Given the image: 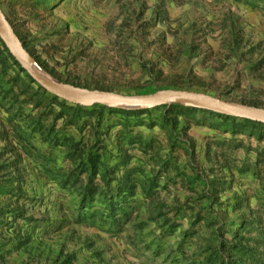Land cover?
Segmentation results:
<instances>
[{
  "label": "rangeland",
  "instance_id": "rangeland-1",
  "mask_svg": "<svg viewBox=\"0 0 264 264\" xmlns=\"http://www.w3.org/2000/svg\"><path fill=\"white\" fill-rule=\"evenodd\" d=\"M0 7L62 83L264 110V0ZM96 104L48 92L0 37V264H264V123Z\"/></svg>",
  "mask_w": 264,
  "mask_h": 264
},
{
  "label": "water",
  "instance_id": "water-1",
  "mask_svg": "<svg viewBox=\"0 0 264 264\" xmlns=\"http://www.w3.org/2000/svg\"><path fill=\"white\" fill-rule=\"evenodd\" d=\"M0 37L12 56L37 83L48 92L72 103H79L82 105H94L100 103L120 106L127 109H147L180 102L211 108L236 118L249 119L255 122L264 123V110L250 108L242 104L198 91L167 90L148 94H121L113 91L90 89L62 83L52 77L48 72L39 68L30 60V58L26 57L16 46H14L10 37L14 40H17V38L12 32L11 26L1 7ZM19 47L24 51L20 44Z\"/></svg>",
  "mask_w": 264,
  "mask_h": 264
},
{
  "label": "bare ground",
  "instance_id": "bare-ground-1",
  "mask_svg": "<svg viewBox=\"0 0 264 264\" xmlns=\"http://www.w3.org/2000/svg\"><path fill=\"white\" fill-rule=\"evenodd\" d=\"M11 38V40H12V42H13V44H14V46H16L24 55H25V53L20 49V47H19V45L16 43V41L12 38V37H10ZM26 56V55H25ZM27 57V56H26ZM29 58V57H28ZM31 60V59H30ZM32 61V60H31ZM33 62V61H32Z\"/></svg>",
  "mask_w": 264,
  "mask_h": 264
},
{
  "label": "trees",
  "instance_id": "trees-1",
  "mask_svg": "<svg viewBox=\"0 0 264 264\" xmlns=\"http://www.w3.org/2000/svg\"><path fill=\"white\" fill-rule=\"evenodd\" d=\"M93 107H95V106H97V104H94V105H92ZM166 106V105H165ZM138 110V109H137ZM145 110H148V109H143V110H139V111H141V112H143V111H145ZM233 118H236V117H233ZM248 121H251V120H248ZM252 122V121H251Z\"/></svg>",
  "mask_w": 264,
  "mask_h": 264
}]
</instances>
